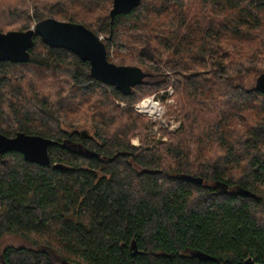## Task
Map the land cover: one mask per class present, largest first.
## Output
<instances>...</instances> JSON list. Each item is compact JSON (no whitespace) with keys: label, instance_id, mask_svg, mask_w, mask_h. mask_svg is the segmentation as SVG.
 Here are the masks:
<instances>
[{"label":"trees","instance_id":"16d2710c","mask_svg":"<svg viewBox=\"0 0 264 264\" xmlns=\"http://www.w3.org/2000/svg\"><path fill=\"white\" fill-rule=\"evenodd\" d=\"M112 8L0 0V33L82 24L111 63L153 75L123 94L39 36L28 63H0V133L58 142L48 167L0 155V239L28 244L0 264H264V0H141L113 22ZM111 44L126 54L113 61ZM169 87L182 128L153 145L134 107Z\"/></svg>","mask_w":264,"mask_h":264},{"label":"water","instance_id":"95a60500","mask_svg":"<svg viewBox=\"0 0 264 264\" xmlns=\"http://www.w3.org/2000/svg\"><path fill=\"white\" fill-rule=\"evenodd\" d=\"M140 5L141 0H113V8L110 12L111 21L113 22L118 16L132 12ZM36 36H39L50 48L68 50L82 62L89 63L91 76L95 80L114 86L123 94H130L133 87L153 77L141 67L117 66L111 63L108 60L105 42L84 25L58 21L53 18L39 22L27 32L0 33V63H28ZM256 88L264 94V74L258 77ZM57 145L58 142L43 136L19 133L10 138L0 133L1 156L17 152L24 157L26 162L41 167H48L51 164L49 150ZM183 178L188 180L186 176ZM197 183L201 185L203 179H198ZM239 194L259 199L258 196L248 191H239ZM132 250L135 256L139 253L136 244H133ZM194 255L203 262L216 261V258L205 253L198 252ZM245 264L257 263L253 259H248Z\"/></svg>","mask_w":264,"mask_h":264},{"label":"rangeland","instance_id":"374dc122","mask_svg":"<svg viewBox=\"0 0 264 264\" xmlns=\"http://www.w3.org/2000/svg\"><path fill=\"white\" fill-rule=\"evenodd\" d=\"M35 25L36 24H34L32 28H34ZM109 52H110V57L113 61H116L118 59L119 54H123V55L126 54L125 49H117V47L112 44L109 48ZM139 67H141L146 72L150 73L149 69L146 66H139ZM255 78L256 75L254 74L249 75L245 81L246 85L251 86V84H254ZM146 81H149V79H147ZM169 89L173 90V94L171 96H169L166 93ZM149 98H154V102L159 104L161 108L160 115L162 117H157V116L151 117L150 115L139 113L138 111L135 110V107L138 104L134 107V110L141 116L149 119L148 136L153 145H156L158 142H168V137L163 136L162 131H167L168 133H175L180 131L182 128V118L178 113L177 102L174 98V89L173 87H169L167 90L151 95L145 98L144 100ZM132 144L136 147H139L140 146L139 139L138 138L134 139L132 141ZM135 167L141 170L138 166L135 165ZM8 247H14V248L28 247V244L20 237L14 235H5L3 238L0 239V253H2Z\"/></svg>","mask_w":264,"mask_h":264},{"label":"built area","instance_id":"2783aa9c","mask_svg":"<svg viewBox=\"0 0 264 264\" xmlns=\"http://www.w3.org/2000/svg\"><path fill=\"white\" fill-rule=\"evenodd\" d=\"M102 41L104 42H107V39L104 37V36H101L100 37ZM169 96H171L173 94V90L172 89H169L167 92H166ZM155 98V97H154ZM154 98H149V99H146L144 100L143 102H141L140 104H138L136 107H135V110L138 111L139 113H143V114H146V115H150L151 117H154V116H157V117H162L160 115V106L159 104L155 103L154 102ZM151 104V105H157V108H158V112L157 113H153V114H149L147 112H144L143 110L145 109L144 107H146L147 104ZM121 106L123 107L124 104H121Z\"/></svg>","mask_w":264,"mask_h":264},{"label":"bare ground","instance_id":"6f19581e","mask_svg":"<svg viewBox=\"0 0 264 264\" xmlns=\"http://www.w3.org/2000/svg\"><path fill=\"white\" fill-rule=\"evenodd\" d=\"M145 109L143 110L144 112H147L149 114H153V113H157L158 112V108L157 105H151V104H147L146 107H144Z\"/></svg>","mask_w":264,"mask_h":264},{"label":"flooded vegetation","instance_id":"af4514ba","mask_svg":"<svg viewBox=\"0 0 264 264\" xmlns=\"http://www.w3.org/2000/svg\"><path fill=\"white\" fill-rule=\"evenodd\" d=\"M215 188H216L217 191H220L218 186H216ZM227 189H228V188L226 187V188H225V192L227 191ZM191 254H193V256H195V255H194L195 253H191ZM196 258H197V257H196ZM197 259H198V258H197ZM198 260H199V259H198ZM199 261H200V260H199ZM202 262H203V261H202Z\"/></svg>","mask_w":264,"mask_h":264}]
</instances>
